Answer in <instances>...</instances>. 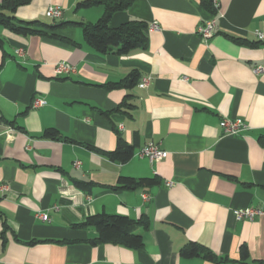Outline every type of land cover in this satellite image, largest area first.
<instances>
[{"label":"crops","instance_id":"0c3cea01","mask_svg":"<svg viewBox=\"0 0 264 264\" xmlns=\"http://www.w3.org/2000/svg\"><path fill=\"white\" fill-rule=\"evenodd\" d=\"M83 1L0 9L48 28L18 35L0 24V264H264V43L254 37L264 32V0H218L213 16L209 0H132L109 27L143 22L147 44L123 56L85 43L80 25L96 23L104 7H78ZM49 6L63 10L60 20L45 17ZM212 17L213 36L203 40L197 30ZM60 62L75 72L55 76ZM132 72L148 85L112 86ZM35 99L46 105L33 108ZM126 100L128 114L102 115ZM222 118L248 128L225 136ZM48 129L60 139L43 138ZM118 139L134 152L124 164L103 155ZM149 142L167 156H135ZM120 177L157 184L113 190ZM244 209L262 214L237 220ZM102 213L139 223L142 248L92 245L96 231L75 225ZM190 243L220 262L182 257Z\"/></svg>","mask_w":264,"mask_h":264},{"label":"trees","instance_id":"16d2710c","mask_svg":"<svg viewBox=\"0 0 264 264\" xmlns=\"http://www.w3.org/2000/svg\"><path fill=\"white\" fill-rule=\"evenodd\" d=\"M29 0H3L0 4V9L8 8L10 10L26 4ZM132 3V0H85L78 3V7L85 8L92 5H103L104 14L94 24H81L85 43L94 49L97 53L105 55L114 53L117 55H126L129 52L144 48L147 44L145 32L147 25L140 21H129L121 24L116 28H110L109 22L112 15L116 12L127 10ZM209 12L213 16L215 10L209 1ZM0 24L4 25L11 32L18 35L37 34L45 35L48 28L39 22H12L10 17H5L0 12ZM41 25V26H40ZM64 25V24H63ZM51 28V27H50ZM46 30V31H45ZM259 43V42H258ZM139 75L132 72L126 79L120 83L113 84L114 87H124L126 89L133 88L139 85ZM127 99V97H126ZM132 104L124 101L114 112L102 113L108 117L112 113H127V110L132 109ZM43 138L50 140H59L60 135L54 129H48L44 132ZM103 155L111 162L124 164L128 162L134 155L132 147L125 144L121 139H118L117 147L111 152L103 153ZM157 184L156 179H134L120 177L113 190H135L144 187H153ZM84 189L85 186H79ZM139 223L130 220L128 217L120 215L97 214L87 217L83 222L75 225L77 229H94L97 233V239L91 242L92 245L98 244H113L122 246L132 250L141 249L143 241L141 235L134 232L135 225ZM180 255L184 258L202 257L208 262L219 263L221 258H218L210 251L205 250L201 246L190 243L183 247ZM242 260L247 258L246 248L240 251Z\"/></svg>","mask_w":264,"mask_h":264},{"label":"built area","instance_id":"2783aa9c","mask_svg":"<svg viewBox=\"0 0 264 264\" xmlns=\"http://www.w3.org/2000/svg\"><path fill=\"white\" fill-rule=\"evenodd\" d=\"M212 8L214 10H217L219 7V1L218 0H209ZM63 16V10L60 7L57 6H49L45 12V17L51 20H60ZM215 27V20L214 18H210L209 20L205 21L201 26L198 28L197 33L203 40H209L213 36ZM150 31H156L159 30V27L153 23L149 27ZM254 37L256 38V41L259 43H264V32L255 31ZM16 54L19 57H23L24 53L22 50L16 51ZM262 68H256L254 72L260 73L262 72ZM75 72V69L73 66L66 64V63H57L54 66V75L57 77L67 76ZM150 81V78H143L141 83L139 84V88L143 89L145 88ZM46 105V102L44 100L35 99L32 103L33 108H39ZM220 127L222 128V132L225 136H240L243 132L247 130V125L240 119H228V118H222L220 121ZM135 156L139 158H146L150 163H153L157 160H162L167 156V153L160 149L158 144H155L153 142H149L142 146L136 153ZM79 163L76 162L74 164L75 167H78ZM167 186H171V182H166ZM143 201H148L149 196L146 194L142 195ZM86 201L89 203L91 201L90 197L86 198ZM262 214L260 210L257 209H244L239 210L234 213V216L237 220H253L256 216ZM38 219L41 221H48L47 214L39 213L36 215Z\"/></svg>","mask_w":264,"mask_h":264}]
</instances>
